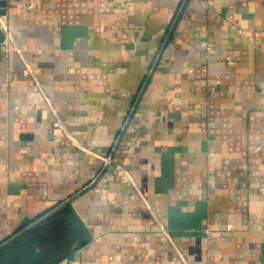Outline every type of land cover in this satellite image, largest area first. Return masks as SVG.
I'll use <instances>...</instances> for the list:
<instances>
[{
  "label": "crops",
  "instance_id": "obj_1",
  "mask_svg": "<svg viewBox=\"0 0 264 264\" xmlns=\"http://www.w3.org/2000/svg\"><path fill=\"white\" fill-rule=\"evenodd\" d=\"M4 1L0 246L69 201L55 264H264V0Z\"/></svg>",
  "mask_w": 264,
  "mask_h": 264
},
{
  "label": "trees",
  "instance_id": "obj_2",
  "mask_svg": "<svg viewBox=\"0 0 264 264\" xmlns=\"http://www.w3.org/2000/svg\"><path fill=\"white\" fill-rule=\"evenodd\" d=\"M88 240L69 201L0 246V264H55Z\"/></svg>",
  "mask_w": 264,
  "mask_h": 264
},
{
  "label": "built area",
  "instance_id": "obj_3",
  "mask_svg": "<svg viewBox=\"0 0 264 264\" xmlns=\"http://www.w3.org/2000/svg\"><path fill=\"white\" fill-rule=\"evenodd\" d=\"M0 29L4 33V40L0 44V49H7L9 46L12 44V34L10 32V29L4 19V15L0 13ZM53 127L58 128L62 130L63 133V138L64 141L70 146L74 148H80V149H85L83 145L78 143L77 141H74L69 134L66 132L64 128V123L60 119H55L53 121ZM105 163L109 164L110 162L114 165L115 167V174L119 178L120 181L123 182H131V177L129 176V173L127 169L124 167L123 164L118 163V162H113L112 158L110 155H107L104 157Z\"/></svg>",
  "mask_w": 264,
  "mask_h": 264
},
{
  "label": "water",
  "instance_id": "obj_4",
  "mask_svg": "<svg viewBox=\"0 0 264 264\" xmlns=\"http://www.w3.org/2000/svg\"><path fill=\"white\" fill-rule=\"evenodd\" d=\"M0 13L1 14H5V1L4 0H1L0 1ZM3 40H4V33L1 31V29H0V44L3 42ZM30 223H32V219H30V218H28V217H26V218H24L21 222H20V224L16 227V229H15V232H14V235H12L10 238H12V237H14V236H16L17 234H19L20 233V231L22 230V229H24L27 225H29ZM9 238V239H10ZM9 239H7V240H9ZM6 242V241H5ZM3 244V243H2Z\"/></svg>",
  "mask_w": 264,
  "mask_h": 264
}]
</instances>
